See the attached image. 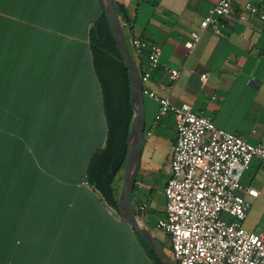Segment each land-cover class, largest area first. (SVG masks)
Listing matches in <instances>:
<instances>
[{"label":"crops","instance_id":"crops-1","mask_svg":"<svg viewBox=\"0 0 264 264\" xmlns=\"http://www.w3.org/2000/svg\"><path fill=\"white\" fill-rule=\"evenodd\" d=\"M113 1L127 12L130 23H123L127 42L138 38L161 48L156 70L149 68L145 55L136 59L141 70L150 73L145 84L149 91L177 106L189 104L195 113L209 117L217 128L251 144L264 145V23L258 18L247 22L238 19L246 3L264 14V0H233V14L226 19V29L220 35L201 32L189 54L184 43L192 32L199 31L201 21L218 0ZM14 31L13 36L19 37L13 46L19 51L20 64L15 84L22 102H29L36 116H41L39 110L48 111L54 118L53 132L67 133L72 163L83 161L85 165L71 180L52 173L30 178L36 187L31 189L34 196L30 204L39 207L38 212H49L50 219L37 227L33 248H27L25 253L36 264H153L132 229L121 223L114 211L100 204L86 183H78L89 158L104 146L106 137L89 46L73 38L74 29L66 34L56 29ZM171 70L178 72L175 80L170 78ZM202 75H206L204 81ZM158 109L155 100L144 96L145 131L154 122ZM176 136L171 113L161 116L151 136H144L134 199L148 204L149 214L141 220L147 229L146 223H155L164 215L163 189L170 176ZM58 140L61 143L59 136ZM49 158L52 160L53 155ZM25 181V177L19 178L14 195L10 184H2L0 211H7L12 200L26 205ZM241 184L244 190L258 192L255 198L245 191L237 192L250 204L243 227L248 232L263 233L264 164L253 159ZM2 218L3 221L5 217Z\"/></svg>","mask_w":264,"mask_h":264},{"label":"trees","instance_id":"trees-1","mask_svg":"<svg viewBox=\"0 0 264 264\" xmlns=\"http://www.w3.org/2000/svg\"><path fill=\"white\" fill-rule=\"evenodd\" d=\"M115 6L122 23L128 25L130 21L126 10ZM18 29H56L60 34L74 29L73 38L89 46L92 71L101 94L106 137L104 146L89 158L78 183H86L87 188L98 197V202L114 212L117 210L133 119L128 72L109 31L100 0H0V193L2 184H10L12 195L17 194L19 178L22 180L23 177L28 190L26 205L20 206L12 200L7 211H0V264H36L28 258L25 250L33 248L40 223L50 219L49 212H38L36 209L39 207L30 204L34 193L31 189L36 188L30 178L34 174L50 172L41 166L36 155V140H32L28 125V118L33 117L29 113L30 104L22 102L20 90L15 84L20 64L17 57L19 51L13 45L19 37L13 36V31ZM137 66L143 73L141 65L137 63ZM134 193L135 188L132 206L138 215L136 209L140 203L134 199ZM1 198L2 194L0 202ZM46 206L49 208V205ZM148 214L149 209L146 211ZM3 216L5 219L2 221ZM133 233L152 263L161 264L140 237ZM168 255L171 258V253Z\"/></svg>","mask_w":264,"mask_h":264},{"label":"built area","instance_id":"built-area-1","mask_svg":"<svg viewBox=\"0 0 264 264\" xmlns=\"http://www.w3.org/2000/svg\"><path fill=\"white\" fill-rule=\"evenodd\" d=\"M232 14L233 0H218L201 21L199 31L192 32L184 43L187 53L195 48L201 32L220 35ZM252 18L264 23L259 8L246 3L238 19L247 22ZM128 45L135 61L145 55L151 70L159 68V45L138 38H131ZM177 77L178 72L171 70L170 78ZM141 78L143 95L159 105L158 114L144 136H151L165 113H171L175 121L177 136L170 176L163 191L164 215L155 222L156 229L169 242L173 263L264 264V232L256 234L243 227L250 204L237 194L245 191L250 197L258 196L254 189L244 190L241 179L253 159L264 164V145L251 144L217 128L209 117L195 113L189 104L177 106L149 91L145 86L149 72H143ZM205 79L206 75H202L201 80ZM147 209L146 202L137 206L140 220L146 217Z\"/></svg>","mask_w":264,"mask_h":264},{"label":"water","instance_id":"water-1","mask_svg":"<svg viewBox=\"0 0 264 264\" xmlns=\"http://www.w3.org/2000/svg\"><path fill=\"white\" fill-rule=\"evenodd\" d=\"M107 20L109 31L117 46L121 59L129 76L130 98L133 106V119L127 140V155L122 171L121 186L118 194L117 210L112 212L118 220L132 229L143 243L158 258L161 264H174L169 255L160 246L151 232L135 214L132 206V194L137 183L141 153L144 143L145 116L144 95L142 93L141 72L133 58L124 34V24L117 12L113 0H100Z\"/></svg>","mask_w":264,"mask_h":264},{"label":"rangeland","instance_id":"rangeland-1","mask_svg":"<svg viewBox=\"0 0 264 264\" xmlns=\"http://www.w3.org/2000/svg\"><path fill=\"white\" fill-rule=\"evenodd\" d=\"M29 113L33 115V117L28 118V125L32 133V140H36L35 151L41 166L46 171L65 181L77 177L85 165L83 161H80L78 164H73L72 159L69 158V148L66 142L67 133H65V131H57L59 134L53 132L54 118L49 115L48 111L39 110L41 116H36L37 113H34V111H30ZM58 136L59 139H61V143L59 140L57 142ZM50 154L53 155L52 160L49 158ZM139 176H141V173H139ZM144 183L146 184L147 182ZM159 190H161V188ZM146 225L157 242H159L166 252L170 254L168 241L162 238L163 235L156 229L155 223L149 222L146 223Z\"/></svg>","mask_w":264,"mask_h":264}]
</instances>
